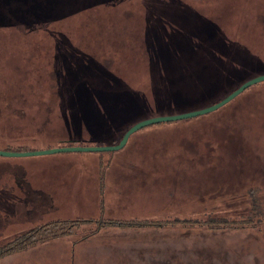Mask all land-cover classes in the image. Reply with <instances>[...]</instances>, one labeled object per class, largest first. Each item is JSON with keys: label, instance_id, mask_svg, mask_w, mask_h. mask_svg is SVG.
<instances>
[{"label": "rangeland", "instance_id": "374dc122", "mask_svg": "<svg viewBox=\"0 0 264 264\" xmlns=\"http://www.w3.org/2000/svg\"><path fill=\"white\" fill-rule=\"evenodd\" d=\"M255 3L63 1L34 30L15 19L7 24L11 15L1 12L0 151L7 146L26 151L67 144L112 146L129 126L167 116L162 111L217 103L221 86L209 83L207 88L196 80L209 79L202 73L206 62L216 70L224 65L225 43L239 52L234 69L227 67L233 77L245 76L241 51L262 59L264 51L261 55L247 43L259 40L264 31V2L254 17ZM213 28L216 32L210 33ZM177 43L185 44L174 51ZM189 61L194 67L187 66ZM96 70L104 72L101 77ZM118 104L125 106V119H100ZM18 181L48 184L53 200L63 207L58 216L84 221L82 228L98 219L226 212L244 201L251 207L246 218L260 210L264 214V85L199 121L144 127L119 151L0 157V210L8 208L0 211V245L53 222L14 211L12 202L19 195L9 187ZM34 193L25 198L30 204L39 198V191ZM81 232L78 228L74 235L13 253L0 264H264V223L186 238L177 231L129 229L103 231L78 242Z\"/></svg>", "mask_w": 264, "mask_h": 264}, {"label": "trees", "instance_id": "16d2710c", "mask_svg": "<svg viewBox=\"0 0 264 264\" xmlns=\"http://www.w3.org/2000/svg\"><path fill=\"white\" fill-rule=\"evenodd\" d=\"M65 2H78L80 5H83L88 0H0V19L2 18L1 12L5 13V11H8V13L11 15V18L8 19L7 24L11 25L10 22H12L13 19L17 20L20 23L25 22V26L29 27L30 29L34 30L39 28L42 25V22L44 19H46L51 12L57 10L61 7V3ZM264 0H256V3L253 5V10L250 14H252L254 17L257 15L258 10H262L261 8ZM16 23V22H12ZM5 25V24H4ZM208 27V25H207ZM214 29V28H213ZM210 31V33H215ZM209 33V34H210ZM248 35V33L245 34V37ZM209 36V35H207ZM245 41V40H244ZM261 41H263L261 43ZM247 42L249 44L250 49L257 50L260 53L264 51V31H262V35L259 38V40ZM186 43V42H185ZM185 43H177L176 46H173V50L183 46ZM192 47L193 45L190 44ZM203 46L205 44H202ZM225 43V59L224 65L219 66L218 70H216V67H211V64H206L208 69L205 67H202L204 69V75L203 77L206 78V76H209V79L206 78L196 80V82L206 85L207 88L209 87V83H212L211 85L221 86L219 89H221L220 98L217 100L218 102L224 99L226 96H228L230 93H232L234 90H236L240 85H242L244 82L255 78L259 75L264 74V63L262 53V59L259 57V55L255 54V56H251L247 50L241 51L243 54L241 60V68L240 72H244L245 76H239L233 77L230 73V68L234 69V58L236 55L237 48L234 44ZM167 47L165 46L164 49ZM230 48V49H229ZM163 49V50H164ZM154 50V49H153ZM156 51V50H155ZM165 51V50H164ZM161 53V52H160ZM173 53V52H172ZM154 54H157L155 52ZM172 55V54H171ZM172 58V57H171ZM155 61V60H153ZM54 63H58L56 60ZM187 66L191 65V62H187ZM246 63L245 68L242 66ZM245 66V65H244ZM54 67L56 68L57 65L55 64ZM230 67V68H227ZM242 69V71H241ZM223 70V71H222ZM96 77H101L99 73H104L103 71L96 70ZM165 77H160L159 81L162 84V81L164 82ZM109 81H112L111 78H107V85L111 87ZM79 82V81H78ZM77 82V83H78ZM114 87L117 88L119 83L113 82ZM165 83V82H164ZM64 86H67V84H63ZM73 85V84H72ZM71 85V86H72ZM90 85V84H89ZM261 85H264V82L258 83L256 85H253L246 89L243 93H241L239 96H237L234 100L223 106L222 108L203 115L198 116L195 118L187 119V120H181L180 122L184 123H191L194 121H199L200 119L204 118L208 115H213L215 113H219L224 108L229 107L230 105L235 102L238 97L244 95L245 93L249 92L253 88H257ZM114 103V102H113ZM205 108L203 105L198 104L197 106H185V107H179L175 109H167L166 111H162L159 114L160 115H173V114H181L185 112H190L193 110H198ZM125 106L118 104L117 109L112 113H105L103 114L100 119H110V118H118V119H125ZM96 120H99V116L94 114ZM86 117L85 112H83V116ZM95 120V119H94ZM133 126V125H131ZM129 126L124 133L131 127ZM93 127V125H92ZM95 129V132L97 131V128L93 127ZM91 133V132H90ZM122 134V136L124 135ZM94 134H90V139H94ZM121 136V138H122ZM121 138L118 140L117 143L121 140ZM90 140V141H91ZM129 140V139H128ZM83 142V141H82ZM93 142V141H91ZM94 143V142H93ZM116 143V144H117ZM71 146L70 144H67L64 147ZM5 151H12V152H20V151H26L21 147H11L7 146ZM111 153V152H110ZM104 180V178H102ZM103 187V185L101 184ZM246 196V197H245ZM243 197L247 199L248 195L243 194ZM239 202V201H237ZM259 208V207H257ZM228 210L226 212H217L216 210H205L200 209L199 211L192 213L191 215H185L184 217L180 216H174L173 217H167V218H158V219H151V218H145V219H134V220H126V221H116V220H103L98 219L91 222H87L86 225L82 228L81 225L85 224L84 221L80 220H57L50 223H47L45 225H41L38 227H35L34 229H31L22 235L18 236L15 239H12L11 241L1 244L0 245V259L3 257H6L8 255H11L13 253L23 251L27 248L33 247L38 244H44L50 241H53L58 238L68 237L71 235H74V233L79 229L82 230L80 233V238L78 242H85L88 239H91L92 237H95L96 235L100 234L103 231L108 230H150V231H177L179 232V235H181L183 238L190 237L193 234L195 235H216L218 233H226V232H239L244 231L247 229H253L258 228L259 226H262L264 223V214H261V210L256 214V216L252 218H246L244 215L248 212L251 207L247 205L246 201L241 202L239 206L234 207H228ZM102 209L100 212L102 213ZM240 215V216H238ZM88 225V226H87Z\"/></svg>", "mask_w": 264, "mask_h": 264}, {"label": "water", "instance_id": "95a60500", "mask_svg": "<svg viewBox=\"0 0 264 264\" xmlns=\"http://www.w3.org/2000/svg\"><path fill=\"white\" fill-rule=\"evenodd\" d=\"M264 82V74L259 75L255 78H252L246 82H244L242 85H240L236 90H234L232 93H230L228 96H226L221 101L199 109V110H193L190 112H185L181 114H175V115H167V116H158L155 118H150L147 120L140 121L133 126H131L122 136L121 140L118 144L112 145V146H67V147H57L54 149H48V150H39V151H24V152H12V151H0V157L4 158H24V157H39L44 155H51L56 153H69V152H79V153H108V152H115L121 150L127 143L129 137L137 132L138 130L154 125L159 123H165V122H174V121H181V120H187L191 118H195L198 116H203L209 113H212L232 100H234L237 96H239L241 93H243L246 89L249 87L256 85L258 83Z\"/></svg>", "mask_w": 264, "mask_h": 264}, {"label": "crops", "instance_id": "0c3cea01", "mask_svg": "<svg viewBox=\"0 0 264 264\" xmlns=\"http://www.w3.org/2000/svg\"><path fill=\"white\" fill-rule=\"evenodd\" d=\"M20 152H24V151H20ZM9 188L17 191L18 193L17 192L16 193L19 195L17 196L18 199L15 202H12V207L14 208V211L17 214L23 215L28 219L50 220V221L64 220L58 216L60 215V212L63 207L61 204L58 203L57 200L55 201L53 200L55 195L52 192L53 189L50 188L48 184L37 187L29 182L23 183L21 181H18L11 184ZM35 191H39V194L36 195L39 196V198L36 197L37 202L30 204L25 200V198L27 196L29 197L34 196ZM0 211L1 212L8 211V208H3ZM68 220H72V219L68 218Z\"/></svg>", "mask_w": 264, "mask_h": 264}]
</instances>
